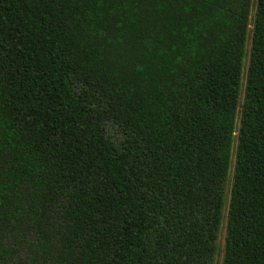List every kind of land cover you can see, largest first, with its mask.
Wrapping results in <instances>:
<instances>
[{"label": "trees", "instance_id": "16d2710c", "mask_svg": "<svg viewBox=\"0 0 264 264\" xmlns=\"http://www.w3.org/2000/svg\"><path fill=\"white\" fill-rule=\"evenodd\" d=\"M0 264H264V0H0Z\"/></svg>", "mask_w": 264, "mask_h": 264}, {"label": "rangeland", "instance_id": "374dc122", "mask_svg": "<svg viewBox=\"0 0 264 264\" xmlns=\"http://www.w3.org/2000/svg\"><path fill=\"white\" fill-rule=\"evenodd\" d=\"M251 23H252V17H251ZM251 23H250V26H249V30L251 29ZM243 82H244V75H243ZM236 135V132H234V137ZM233 146H234V142H233ZM222 234H223V226L221 228V232L219 234V239H218V244L221 245L222 243ZM219 259H220V253H219ZM219 259L217 260V263L219 261Z\"/></svg>", "mask_w": 264, "mask_h": 264}]
</instances>
